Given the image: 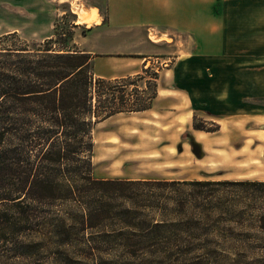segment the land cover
<instances>
[{"label":"rangeland","instance_id":"obj_1","mask_svg":"<svg viewBox=\"0 0 264 264\" xmlns=\"http://www.w3.org/2000/svg\"><path fill=\"white\" fill-rule=\"evenodd\" d=\"M78 8H96L100 22L77 23ZM110 28L107 0H0V35L15 31L31 43L61 31L53 44L67 49L108 50L120 43L138 71H158L150 108L94 124L93 175L121 180L111 186L107 216L72 233L67 247L46 248L34 235L5 240L12 236L5 232L0 264H264L258 187L186 182L264 180V37L259 53L246 47L237 56L193 58L192 99L182 65L195 50L193 37L163 34L157 26ZM135 82L129 88L148 87ZM190 136L201 144L200 157ZM104 234L156 238L127 248L100 241L91 253L89 242Z\"/></svg>","mask_w":264,"mask_h":264},{"label":"trees","instance_id":"obj_2","mask_svg":"<svg viewBox=\"0 0 264 264\" xmlns=\"http://www.w3.org/2000/svg\"><path fill=\"white\" fill-rule=\"evenodd\" d=\"M61 33L31 43L15 31L0 35V235L38 236L46 248L67 247L72 233L98 226L111 208V186L121 180L93 175L94 124L148 109L157 95L156 69L95 75L92 53L54 46ZM136 80L148 87L129 88ZM186 182L250 184L264 198V180ZM259 219L264 228V211ZM151 237L104 234L88 245L95 254L100 241L127 248L149 244Z\"/></svg>","mask_w":264,"mask_h":264},{"label":"crops","instance_id":"obj_3","mask_svg":"<svg viewBox=\"0 0 264 264\" xmlns=\"http://www.w3.org/2000/svg\"><path fill=\"white\" fill-rule=\"evenodd\" d=\"M107 3L113 32L134 26H157L163 34L182 32L195 39V50H190L182 65L192 99L193 58L203 57V54L237 56L245 53L246 47L250 53H259L255 48L263 45L264 0H205L204 3L198 0H107ZM208 40L213 42L207 43ZM119 44H112L108 50L80 45L78 48L93 54L95 75L117 77L137 72V65L124 54L131 51L120 49Z\"/></svg>","mask_w":264,"mask_h":264},{"label":"bare ground","instance_id":"obj_4","mask_svg":"<svg viewBox=\"0 0 264 264\" xmlns=\"http://www.w3.org/2000/svg\"><path fill=\"white\" fill-rule=\"evenodd\" d=\"M75 12L78 15L77 23H86L87 26H90L92 23L97 24L100 22V16L96 8H78ZM150 36L152 37V35ZM163 39L168 40V37H163Z\"/></svg>","mask_w":264,"mask_h":264},{"label":"water","instance_id":"obj_5","mask_svg":"<svg viewBox=\"0 0 264 264\" xmlns=\"http://www.w3.org/2000/svg\"><path fill=\"white\" fill-rule=\"evenodd\" d=\"M190 145H191V150L192 152L200 157L201 154H202V147H201V144L199 142H197L196 140H194V138L192 136H190Z\"/></svg>","mask_w":264,"mask_h":264},{"label":"built area","instance_id":"obj_6","mask_svg":"<svg viewBox=\"0 0 264 264\" xmlns=\"http://www.w3.org/2000/svg\"><path fill=\"white\" fill-rule=\"evenodd\" d=\"M74 11V10H73Z\"/></svg>","mask_w":264,"mask_h":264}]
</instances>
